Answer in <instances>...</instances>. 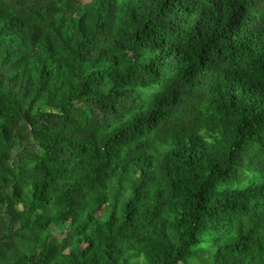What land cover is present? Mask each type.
I'll list each match as a JSON object with an SVG mask.
<instances>
[{
	"label": "trees",
	"instance_id": "trees-1",
	"mask_svg": "<svg viewBox=\"0 0 264 264\" xmlns=\"http://www.w3.org/2000/svg\"><path fill=\"white\" fill-rule=\"evenodd\" d=\"M0 264H264V0H0Z\"/></svg>",
	"mask_w": 264,
	"mask_h": 264
}]
</instances>
